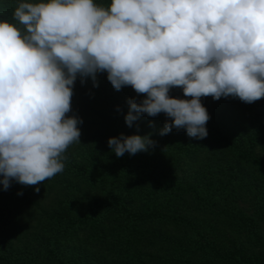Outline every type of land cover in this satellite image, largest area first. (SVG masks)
<instances>
[{
    "label": "trees",
    "instance_id": "trees-1",
    "mask_svg": "<svg viewBox=\"0 0 264 264\" xmlns=\"http://www.w3.org/2000/svg\"><path fill=\"white\" fill-rule=\"evenodd\" d=\"M16 6L0 0V19ZM97 79L75 83L68 115L83 121L81 143L64 171L0 184V264H264V98L203 97L206 138L160 135L164 113L125 122L128 99L143 94ZM121 133L155 143L118 158L108 139Z\"/></svg>",
    "mask_w": 264,
    "mask_h": 264
},
{
    "label": "clouds",
    "instance_id": "clouds-1",
    "mask_svg": "<svg viewBox=\"0 0 264 264\" xmlns=\"http://www.w3.org/2000/svg\"><path fill=\"white\" fill-rule=\"evenodd\" d=\"M100 73L117 91L143 94L128 99L129 127L164 113L160 135L206 138L203 97L264 98V0H17L12 20L0 19L4 190L64 171L67 149L81 143L83 121L68 115L75 83L98 87ZM154 143L151 134L108 139L118 158Z\"/></svg>",
    "mask_w": 264,
    "mask_h": 264
}]
</instances>
